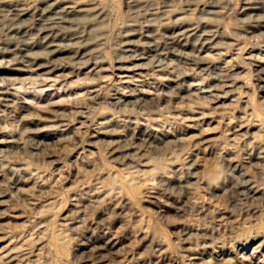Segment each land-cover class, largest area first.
I'll list each match as a JSON object with an SVG mask.
<instances>
[{"label":"rangeland","instance_id":"1","mask_svg":"<svg viewBox=\"0 0 264 264\" xmlns=\"http://www.w3.org/2000/svg\"><path fill=\"white\" fill-rule=\"evenodd\" d=\"M0 264H264V0H0Z\"/></svg>","mask_w":264,"mask_h":264}]
</instances>
